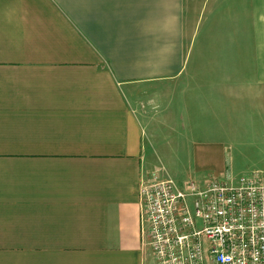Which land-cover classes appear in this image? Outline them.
Here are the masks:
<instances>
[{
    "label": "crops",
    "instance_id": "obj_1",
    "mask_svg": "<svg viewBox=\"0 0 264 264\" xmlns=\"http://www.w3.org/2000/svg\"><path fill=\"white\" fill-rule=\"evenodd\" d=\"M184 165L264 172V0H0V264H155Z\"/></svg>",
    "mask_w": 264,
    "mask_h": 264
},
{
    "label": "built area",
    "instance_id": "obj_2",
    "mask_svg": "<svg viewBox=\"0 0 264 264\" xmlns=\"http://www.w3.org/2000/svg\"><path fill=\"white\" fill-rule=\"evenodd\" d=\"M138 198L155 264H264V172L141 183Z\"/></svg>",
    "mask_w": 264,
    "mask_h": 264
},
{
    "label": "rangeland",
    "instance_id": "obj_3",
    "mask_svg": "<svg viewBox=\"0 0 264 264\" xmlns=\"http://www.w3.org/2000/svg\"><path fill=\"white\" fill-rule=\"evenodd\" d=\"M177 170L170 171V177H165L163 180H172L175 185L182 190L185 183H194L198 185L196 181L200 178L212 179L216 181H225L226 173L222 171H212V170H192L188 166H178ZM188 167V168H187ZM238 172H232L231 175H236ZM226 176V177H225ZM231 177V176H230ZM159 181V180H158ZM190 202V199H187Z\"/></svg>",
    "mask_w": 264,
    "mask_h": 264
}]
</instances>
